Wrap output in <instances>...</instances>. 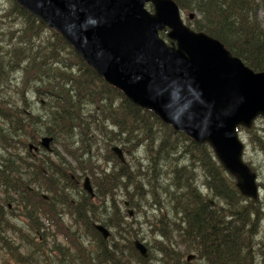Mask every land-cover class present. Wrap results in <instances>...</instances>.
Listing matches in <instances>:
<instances>
[{"label": "trees", "instance_id": "obj_1", "mask_svg": "<svg viewBox=\"0 0 264 264\" xmlns=\"http://www.w3.org/2000/svg\"><path fill=\"white\" fill-rule=\"evenodd\" d=\"M172 1L195 12L193 31L217 39L248 68L264 72V29L254 8L264 0ZM10 2L8 25L0 21V247L27 264H52L46 258L49 244L57 264H187L193 253L206 264H254V239L263 219L259 199L240 194L212 148L132 104L59 33ZM160 36L167 38L166 32ZM29 93L35 102L27 100ZM253 124L250 138L264 149ZM44 137L51 138L50 150L40 145ZM30 143L39 146V156H30ZM113 147L131 159L119 161ZM87 176L93 199L82 189ZM119 191L123 206L115 197ZM125 203L136 213L147 206L148 219L145 213L143 223L126 219ZM14 218L33 223V241L18 235ZM93 223L109 227L111 236L103 238ZM78 234L91 237L94 246L84 247ZM57 236L65 246L55 245ZM134 240L147 248L146 258ZM259 255L264 262V253Z\"/></svg>", "mask_w": 264, "mask_h": 264}, {"label": "water", "instance_id": "obj_2", "mask_svg": "<svg viewBox=\"0 0 264 264\" xmlns=\"http://www.w3.org/2000/svg\"><path fill=\"white\" fill-rule=\"evenodd\" d=\"M15 2L59 33L132 104L151 111L193 141L208 143L235 178L240 194L257 199V176L243 160L237 127L248 129L264 116V72L252 71L217 39L185 26L172 0ZM166 30L170 45L160 36ZM50 142L44 137L40 145L50 150ZM111 151L124 161L121 149ZM82 187L93 193L88 177ZM128 214L132 216V210ZM95 229L103 238L110 235L101 225ZM133 245L140 257H147L142 242L134 240ZM190 259L192 255L187 256Z\"/></svg>", "mask_w": 264, "mask_h": 264}, {"label": "rangeland", "instance_id": "obj_3", "mask_svg": "<svg viewBox=\"0 0 264 264\" xmlns=\"http://www.w3.org/2000/svg\"><path fill=\"white\" fill-rule=\"evenodd\" d=\"M258 3H259V5H264L261 2H258ZM10 4H11L10 0H0V19H1L0 21H4V25L5 26L8 25V23H7L4 15H5V11L10 8ZM259 5L254 6V8H256V10H258L257 11V18H258V21L260 22V27H262V29H264V11L262 9L263 7L259 8ZM145 7L150 12H153V7L150 4H146ZM179 11H180L181 20L184 23V25L189 27L192 30V26H191L190 23H192L194 18L196 17L195 12L186 11L184 9H179ZM163 32H167V30L163 31ZM166 39H164V40H166ZM167 40H166L167 44L170 45L171 41H167ZM234 57H236V56H234ZM237 58H239V57H237ZM239 59L242 61L241 58H239ZM243 61H244V59H243ZM244 62H243V64H244ZM16 77L19 78L20 76L16 75ZM27 100H29L30 102H32V101L35 102L36 98H35L34 95L32 96L29 93L28 97H27ZM42 100H45V98L43 96H42V98L39 99V101H37V103H41ZM43 103H44V101H43ZM36 107H37V109L41 110V107H39V105H37ZM87 109L88 110L91 109V106H89ZM253 123H252L253 124V128H254L255 133L257 134V137L259 139H264V116H258L253 121ZM237 134H238L239 139L241 140V142L243 144V154H242L243 160L254 171V173L257 175V181H258V184L260 185V186H258L259 187V202H260L259 206L261 208L260 212H261V214H263V219L260 222V225H259V228H258V232H257V234L255 236V239H254L255 242L259 241L260 243H262V244H258V246L254 247V249L256 251H258V253L260 254V253H264V149H261L258 146V144L256 142H254L250 138L251 134L248 133V129L247 128L241 127V129H239ZM52 146L55 149H57L58 151H61L59 146L53 145V144H52ZM263 148H264V144H263ZM31 154L33 155V152H31ZM123 155H124V153H123ZM142 155H143L142 152H138V153L135 154V157L141 160ZM20 156L21 157H25L23 154H21ZM36 156H39L38 153H36L34 157H36ZM49 157L51 159L55 158V156L53 154H50V153H49ZM124 159H131V157H129V155L125 154L124 155ZM97 164H99V163H97ZM204 192L205 191L202 190V193H204ZM205 194H206V192H205ZM115 197L117 198V202H119V204H121V206H123L122 203H123V201H125L124 193L119 191V192H117V195ZM128 208L129 207H127V209ZM127 209H123L122 212L126 214L127 213ZM132 210L134 211V209H132ZM144 213L147 216L146 219H148V216H149V214L151 212L149 211L147 206H144L139 211V213L135 212L134 215L131 218L127 217L126 219H135L138 223H143L144 222V217H143ZM64 221L68 222L69 221V217L65 216L64 217ZM39 222L42 224L44 229L48 228L50 233L53 232V228L48 227V224H47V222L44 219H40ZM145 226H146L145 224H142L139 227L141 228V231L143 233H147L148 234V232H146V227ZM48 229H47V231H48ZM147 231H148V229H147ZM21 233L24 234L25 232H21ZM26 235L29 236L28 233ZM35 236L38 237V240L42 243L43 246H45V244H46L45 240H42L38 233H36ZM8 237H9V239H12L11 235H7V238ZM83 238H84V240H82V243H83L84 247L94 246V242L91 239H88L87 237H84V236H83ZM16 241H17V239H16ZM16 241H15V243H17ZM143 242H145V240ZM47 243H49V242L47 241ZM55 245L56 246H60V247L65 246V244H64V242H63V240L61 239L60 236L56 237ZM51 246L52 245L49 244V246L46 247V258L52 264H57V260H55V257L57 255V253L56 252H54V253L52 252ZM5 248L6 247H0V264H16L15 258L13 257L14 258L13 259L12 256L9 255V252H7ZM22 249L20 250L21 253H25V248H22ZM20 263L21 262H19V264ZM151 263H153V261L149 260L148 264H151ZM21 264H27V263H21ZM187 264H199V263L197 261H195V260H192L191 262H188Z\"/></svg>", "mask_w": 264, "mask_h": 264}, {"label": "flooded vegetation", "instance_id": "obj_4", "mask_svg": "<svg viewBox=\"0 0 264 264\" xmlns=\"http://www.w3.org/2000/svg\"><path fill=\"white\" fill-rule=\"evenodd\" d=\"M30 146H31V149L28 148V151L30 152V156L33 158L35 156V154L38 153L39 146L38 145L37 146L36 145H33V143H30L29 144V147ZM31 152H33V155L31 154ZM91 187H92V190H93L92 192L93 193L92 194L87 193V192L86 193L93 199L94 196H95V192H94L93 186H91ZM257 187H258V181H257ZM82 189H83V187H82ZM27 190L29 191V194H30L31 203H33V201H32V198H33L32 188L27 187ZM46 198H48V197L46 196ZM257 199H259V187H258V197H257ZM210 203L213 204V202H210ZM125 205H127V204H125ZM7 207H8V210H10L11 206L10 205H7ZM128 211L129 210L127 209V215H128L127 217L131 218L134 215V213H133L132 216H129ZM13 223L15 224V225L13 224V226H15L20 231V233H18L19 236H22L24 239H27L26 241H33V223L32 222L27 221V220H24V219H21V218H14L13 219ZM95 225H101V224H99V223H93V227L94 228H95ZM101 226H103V225H101ZM103 227L106 228L109 231L110 235L107 237V238H109L111 236V229L109 227H107V226H103ZM21 232H25V233L22 234ZM27 233L29 234V236L26 235ZM97 233H99V232L97 231ZM7 235H12V231L11 232L9 231L7 233ZM99 235H101V234L99 233ZM77 236L80 238L81 242H82V240H84L82 234H78ZM88 239H91L92 240L91 237H88ZM76 244H79V243L78 242L75 243L74 244V247H75ZM258 244H262V243H260L259 241L258 242H255L254 241V247L255 246H258ZM68 246L70 247L71 251H73V249H72L73 246H70V245H68ZM190 255H192V259H190L189 261H186L187 263L188 262H191L192 260L197 261L199 264H202L203 263L201 259L196 258V256H197L196 254L193 253V254H190ZM253 255H254V259H253L254 264H264V262L261 261V258H260V255H259L258 251H256L255 249H253ZM15 262H16V264H19V261H15ZM203 264H206V263H203Z\"/></svg>", "mask_w": 264, "mask_h": 264}, {"label": "bare ground", "instance_id": "obj_5", "mask_svg": "<svg viewBox=\"0 0 264 264\" xmlns=\"http://www.w3.org/2000/svg\"><path fill=\"white\" fill-rule=\"evenodd\" d=\"M187 136V135H186ZM191 139V138H190ZM208 144V143H207ZM209 145V144H208ZM210 146V145H209ZM211 147V146H210ZM219 162V161H218ZM227 172V171H226ZM228 173V172H227Z\"/></svg>", "mask_w": 264, "mask_h": 264}]
</instances>
